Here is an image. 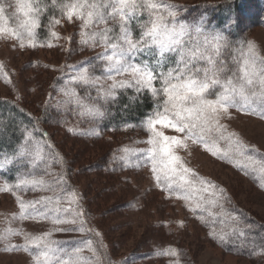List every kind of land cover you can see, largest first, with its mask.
I'll return each instance as SVG.
<instances>
[{
	"label": "snow or ice",
	"instance_id": "6c2138e0",
	"mask_svg": "<svg viewBox=\"0 0 264 264\" xmlns=\"http://www.w3.org/2000/svg\"><path fill=\"white\" fill-rule=\"evenodd\" d=\"M12 7L11 4L0 3V35L9 41H18L20 48H36L37 30L41 28L47 29L48 39L40 46L53 47L52 40L61 38L54 29L61 26L62 21L78 28L82 45L104 48L95 59L101 61L106 75H92L87 67L81 66L70 82L77 87L86 86V95H90L88 87H95L104 78L111 84L97 89V98L91 107L83 105V98L75 88L64 91L67 99L62 103L75 102L87 107L90 115L103 118L110 114L105 101H117L119 90L133 89L137 94H150L155 100V108L143 121L147 137L141 141L148 147L139 154L144 158L143 165L149 169L153 186L167 193L170 199L175 197L183 201L187 210L203 223H208V217L224 216L234 221L233 234H248L245 229L251 230L253 226L239 227L240 218L225 208V203L230 202L226 190L196 173L179 151L190 150V145L202 146L214 157L233 164L245 174H248V169L258 172L264 180V155L257 159L254 153L259 150L234 131H229L224 122L231 120V109L264 119V55L260 54L254 42L244 40L235 44L230 39L232 33L227 26L217 30L206 26L202 20L190 24L179 17V6L163 0H48L47 3L43 0H16L14 11L8 12L7 9ZM54 10L59 11V17ZM45 13H49L46 22L42 20ZM11 17H15L16 27L9 26ZM230 23L236 24L237 19L230 17ZM100 24L104 25L102 30L90 31ZM65 39L71 42L72 37ZM230 63L235 67L230 68ZM164 129H171L175 134L166 135ZM6 130L4 121L0 119V133ZM35 130V126H23L19 129L18 145L10 152L0 149V173L16 166L28 168L31 165L35 169L44 159L45 148L51 146L47 141L37 139ZM221 142L227 146L221 147ZM130 151L121 149L124 155L114 159L113 163L118 160L128 163ZM136 166L139 165H133ZM44 185L43 179L22 172L14 183L5 179L0 191L14 193L19 189H35ZM259 186L264 188V183ZM69 197V203H74L77 209L72 219L55 215L60 211L59 199L53 201L49 197L26 202L17 196L18 219L47 218L51 211L54 225H75L83 215L82 196L73 189ZM37 204L43 205L45 211L37 209ZM49 204L57 207L48 209ZM217 208L219 212L213 211ZM180 226H184L183 221ZM79 230L84 231V228ZM7 235L24 236L23 245L9 246L13 251L30 252L31 247L38 250L34 254V264H102L96 249L91 247V240L86 243L94 254V262L82 261L78 255L80 248L62 252L54 246L58 242L50 239L51 232L29 235L22 230L8 228ZM209 235L222 242L228 237V233H217L215 229ZM251 243L256 245L257 237H252ZM259 250L264 255V236L259 237ZM61 254L69 258L62 259ZM162 255L176 257L171 264H181L179 252L174 248L169 247Z\"/></svg>",
	"mask_w": 264,
	"mask_h": 264
},
{
	"label": "rangeland",
	"instance_id": "374dc122",
	"mask_svg": "<svg viewBox=\"0 0 264 264\" xmlns=\"http://www.w3.org/2000/svg\"><path fill=\"white\" fill-rule=\"evenodd\" d=\"M163 1L198 5L225 0ZM0 3L11 4L13 7L7 11L12 12L16 0H0ZM246 22L245 27L237 31L235 40L239 42L242 36L246 37L264 55V25ZM16 24L15 17H11L9 26L16 27ZM103 28L104 25L100 24L90 31L98 32ZM54 30L61 38L52 40L54 46L51 48L40 46L44 41L38 40L36 48H20L18 41H9L0 35V65L3 66L0 68V98L17 101L29 111L36 119L35 129L46 131L61 155L60 158L53 156L46 147L44 159L36 168L29 165L23 170V173L43 179V187L19 189L14 193L0 191V264H34V254L38 251L31 246L30 252L11 250L9 246L23 245L25 240L23 235L6 236L8 228L22 230L29 235L51 232L50 239L58 242L54 246L62 252L80 248L78 255L81 260L94 262V254L86 243L91 240V247L96 249L102 264H171L176 257L162 255L169 247L178 250L181 264H264L260 250L254 254L231 251L225 242L209 235L215 229L217 233H228V240L234 221L216 216L208 217L205 224L187 210L183 201L175 197L170 199L167 193L153 186L149 169L143 165L144 158L139 154L148 147L141 142L147 137L143 125L105 130L102 125L105 117H95L87 111V107L96 101L97 89L107 87L111 81L104 78L95 87H88L90 95L84 91L86 86L77 87L70 82L81 66L87 67L92 75L104 77L106 74H98L92 69L101 62L95 57L104 48L82 45L78 28L66 21ZM69 36L72 37L71 42L65 39ZM71 88L76 89L87 107L75 102L62 103L67 99L64 91ZM230 111L231 120L224 121L229 131H234L258 149L254 155L260 159L264 155V119L238 109ZM164 131L166 135L175 134L171 129ZM34 135L44 141L36 130ZM226 146L221 142V147ZM123 148L131 150L127 154L128 163L120 160L113 163L114 159L124 155L121 152ZM179 154L196 173L226 190L230 202L225 203V208L229 212L242 217L250 225L264 227V188L259 186L264 180L258 172L248 169V174H245V171L214 157L199 145H190V150H180ZM3 181L0 178V188ZM73 189L82 196L83 212L75 225H54L51 211L47 218L18 219L17 196L26 202L49 197L53 201L59 199L60 211L55 215L72 219L77 210L74 203H69V192ZM47 207L51 209L57 205L49 204ZM36 208L45 211L41 204ZM243 219L240 218L241 224H244ZM181 221L184 226H180ZM81 227L84 231L79 230ZM57 228L73 230L56 231ZM61 258L69 257L61 254Z\"/></svg>",
	"mask_w": 264,
	"mask_h": 264
},
{
	"label": "trees",
	"instance_id": "16d2710c",
	"mask_svg": "<svg viewBox=\"0 0 264 264\" xmlns=\"http://www.w3.org/2000/svg\"><path fill=\"white\" fill-rule=\"evenodd\" d=\"M43 2L47 3L48 0H43ZM163 2L168 3L165 1ZM169 4L179 6V17L190 24H195L202 20L206 26L210 25L211 28L217 30L226 26L229 27L232 33L230 39L235 44L246 40L244 36L240 38L239 42L235 40L237 31H240L242 26L245 27L247 23L246 20L251 21L252 24L264 25V0H225L214 4L203 3L198 5ZM248 11L251 12L250 15ZM54 14L57 15V17L60 15L58 10H54ZM48 16L49 13H45L44 16H42V20L46 22ZM230 17H235L237 23L231 24ZM133 28L136 34H138L139 30L136 29L135 22H133ZM37 33L38 41H45L48 39V31L46 28L38 29ZM89 65L92 66V64ZM229 67L234 68L235 65L230 63ZM92 69L98 74H105L102 71L101 62L96 63L95 68L93 67ZM105 104L110 112L109 115L105 116V121L102 123L105 130H116L122 127L126 128L127 126H141L146 116L151 114L155 108V100L150 94H137L133 89L119 90L118 100L115 102L109 100ZM0 119L4 121L7 128L5 132L0 133V149L9 152L20 142L21 134L19 129L25 125L32 127L36 122L35 117L19 102L1 98ZM36 131L37 134L40 135V138L47 141L51 146L48 149L53 156L56 155V157L60 158L61 155L47 132L40 130L38 127H36ZM24 169L25 168L19 166L13 167L10 170L0 173V178L3 180L6 179L9 182H15L16 178ZM240 218L243 219L242 217ZM244 225L250 224L244 220V224L239 225V227L243 228ZM252 226L253 228L251 230L245 229V232L248 233L245 236L230 233L228 240L224 243L226 248L231 251L240 250L245 253H257L259 251V237L264 236V227H257L255 224H252ZM252 237H257L256 245L251 243ZM254 248L256 249L255 251L253 250Z\"/></svg>",
	"mask_w": 264,
	"mask_h": 264
}]
</instances>
